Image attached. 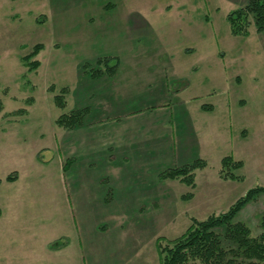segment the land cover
<instances>
[{
  "label": "rangeland",
  "instance_id": "rangeland-1",
  "mask_svg": "<svg viewBox=\"0 0 264 264\" xmlns=\"http://www.w3.org/2000/svg\"><path fill=\"white\" fill-rule=\"evenodd\" d=\"M248 1L0 0V264H161L159 245L193 219L226 213L264 187V33L252 23L247 36L233 35L227 20ZM37 44L31 71L25 57ZM117 63L115 74L93 75ZM102 99L110 121L153 116L174 138L188 110L202 141L141 169L93 131L56 124ZM227 156L242 162L231 167L241 179H226ZM186 159L207 163L193 187L160 178ZM263 217L264 192L235 222L260 237Z\"/></svg>",
  "mask_w": 264,
  "mask_h": 264
},
{
  "label": "trees",
  "instance_id": "trees-1",
  "mask_svg": "<svg viewBox=\"0 0 264 264\" xmlns=\"http://www.w3.org/2000/svg\"><path fill=\"white\" fill-rule=\"evenodd\" d=\"M227 20L233 35L247 36L252 23L258 32L264 33V0H249L245 7L231 11ZM41 49L42 45L37 44L25 57L26 65L31 66V71L40 65L39 61L34 60V58L37 57ZM117 67L118 63L109 67L108 70L95 69L93 75L100 77L106 71L109 74L114 73ZM53 89L50 90L53 91ZM65 92H68L67 88H63L61 93L55 96V103L60 108L66 106ZM88 112V107L77 108L60 115L56 124L70 130L78 128L82 125ZM69 165H71L70 160L66 162L65 169ZM206 166L205 160L197 159L193 163L164 170L160 173V178L180 180L193 187L195 185V171ZM221 167L230 171L226 179H241L235 176L231 170V167L234 169L241 168V161H234L232 157L227 156L222 159ZM6 179L7 181L14 180L11 175ZM263 192L264 187L251 189L246 195L238 199L226 213L218 216L211 215L205 220L193 219L192 224L181 236L168 240L167 246L159 245L162 248L161 264H264V234L252 238L250 229L243 222H235V218L241 209ZM261 225L264 227V217ZM222 227L225 228L224 235L216 231ZM64 245L65 243H61L59 247L62 248ZM237 259L242 260L241 263H236Z\"/></svg>",
  "mask_w": 264,
  "mask_h": 264
},
{
  "label": "crops",
  "instance_id": "crops-1",
  "mask_svg": "<svg viewBox=\"0 0 264 264\" xmlns=\"http://www.w3.org/2000/svg\"><path fill=\"white\" fill-rule=\"evenodd\" d=\"M115 73L116 72L113 74ZM96 105H98V107L100 106L99 108L97 107L96 110L93 108V105H86V107L89 108V112L84 117L82 126L75 128V130L84 128L93 131L92 133H88L87 136L91 138H94V135L99 136L103 146L111 147L115 151L118 149L123 161L127 162V165L131 164L134 166H140L142 169L146 167V164L150 159L160 156L161 153L164 154V158H172L176 155L177 146H182L178 147V150L181 151V149L183 150L188 147L191 142L194 144L198 140L202 141V136L200 134L196 137L194 136L196 128L190 125V122L186 117L189 114L188 110H182L183 113H181V118L177 122V137L174 138L172 129L169 126L160 128L158 125H154L155 120L153 116L147 120V122L146 120L138 119V117H131L130 115L123 114V122L116 124V121H110L113 116L111 117L107 115L108 102L102 99L97 101ZM158 106L162 105L158 104ZM202 107L204 109L211 108L207 105ZM96 111L99 112L97 113ZM161 112H163L162 109L158 110L155 116L159 117ZM92 113L97 114V117L94 120H90ZM169 115L166 116V119L168 118L166 122L170 121ZM89 127H91V129ZM202 129L205 130L206 128ZM167 131H169V133ZM161 139H164L165 142L160 145L157 140ZM102 141H105V143ZM76 151H78V147L76 148ZM186 154L190 155V152H186ZM186 163H188L187 159L175 164L182 165ZM114 166H117V164ZM116 170L119 172V167H114L110 172V175L115 180H118Z\"/></svg>",
  "mask_w": 264,
  "mask_h": 264
}]
</instances>
